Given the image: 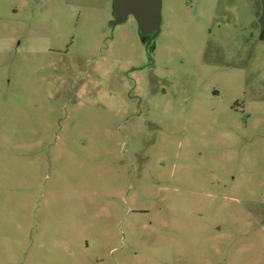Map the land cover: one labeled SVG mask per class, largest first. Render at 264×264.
Returning <instances> with one entry per match:
<instances>
[{
    "label": "rangeland",
    "instance_id": "obj_1",
    "mask_svg": "<svg viewBox=\"0 0 264 264\" xmlns=\"http://www.w3.org/2000/svg\"><path fill=\"white\" fill-rule=\"evenodd\" d=\"M262 13L0 0V264H264Z\"/></svg>",
    "mask_w": 264,
    "mask_h": 264
},
{
    "label": "water",
    "instance_id": "obj_2",
    "mask_svg": "<svg viewBox=\"0 0 264 264\" xmlns=\"http://www.w3.org/2000/svg\"><path fill=\"white\" fill-rule=\"evenodd\" d=\"M262 5H263V13H262V17H261V23L263 24V26H264V0H262ZM263 28V27H262ZM263 31H264V29H263Z\"/></svg>",
    "mask_w": 264,
    "mask_h": 264
},
{
    "label": "flooded vegetation",
    "instance_id": "obj_3",
    "mask_svg": "<svg viewBox=\"0 0 264 264\" xmlns=\"http://www.w3.org/2000/svg\"><path fill=\"white\" fill-rule=\"evenodd\" d=\"M261 39L264 40V31H262Z\"/></svg>",
    "mask_w": 264,
    "mask_h": 264
}]
</instances>
